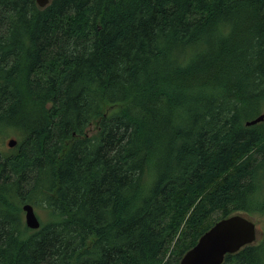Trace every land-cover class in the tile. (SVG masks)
I'll list each match as a JSON object with an SVG mask.
<instances>
[{
	"label": "trees",
	"instance_id": "16d2710c",
	"mask_svg": "<svg viewBox=\"0 0 264 264\" xmlns=\"http://www.w3.org/2000/svg\"><path fill=\"white\" fill-rule=\"evenodd\" d=\"M262 112L264 0H0V264H177L264 220Z\"/></svg>",
	"mask_w": 264,
	"mask_h": 264
},
{
	"label": "water",
	"instance_id": "95a60500",
	"mask_svg": "<svg viewBox=\"0 0 264 264\" xmlns=\"http://www.w3.org/2000/svg\"><path fill=\"white\" fill-rule=\"evenodd\" d=\"M37 6L43 7L48 0H34ZM259 114L246 121L245 125L254 124L263 119ZM15 144L13 138L6 141L8 147ZM24 225L30 229H36L39 221L36 218L32 206L29 203L21 205ZM257 229L250 219L240 213H233L220 218L206 229L180 257L177 264H220L225 254L234 253L244 245L256 240Z\"/></svg>",
	"mask_w": 264,
	"mask_h": 264
},
{
	"label": "rangeland",
	"instance_id": "374dc122",
	"mask_svg": "<svg viewBox=\"0 0 264 264\" xmlns=\"http://www.w3.org/2000/svg\"><path fill=\"white\" fill-rule=\"evenodd\" d=\"M262 113L264 115V112H262ZM263 119H264V116H263ZM90 128L91 127H89V128L87 127V130H89ZM10 137H13L11 133H8L7 135L0 136V151L1 152H8L10 150V148L6 145V141ZM32 209H33V212H34L36 218L40 222L45 221V219H46L45 214H44L43 210L40 207L32 205ZM218 215H219L218 212H214V213H212L211 217H212V219L215 220L216 218H218ZM245 216H247L246 218H248V219H250L251 221L254 222L255 227L257 229V237L256 238H258V236H259L258 231H260L261 228L263 227L264 220L262 219V217H259L257 215H245ZM21 219L23 221V213H21Z\"/></svg>",
	"mask_w": 264,
	"mask_h": 264
}]
</instances>
